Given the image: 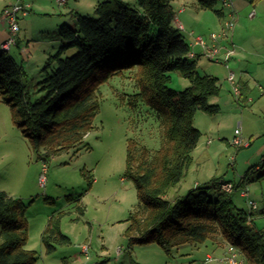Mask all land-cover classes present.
<instances>
[{
    "label": "rangeland",
    "instance_id": "rangeland-1",
    "mask_svg": "<svg viewBox=\"0 0 264 264\" xmlns=\"http://www.w3.org/2000/svg\"><path fill=\"white\" fill-rule=\"evenodd\" d=\"M21 1L0 0V14L5 7ZM105 1L68 0L67 5L61 7L57 0H24L32 5V11L27 17L19 18V45L13 46L10 54L28 73L27 85L33 101L44 94L38 92L39 83L46 77L44 69L65 45L61 37L62 28L78 29L79 16L96 18L97 5ZM126 1L137 5V0ZM196 7L202 9L197 0L171 1L176 16L188 20L191 13L198 11ZM181 8L187 10L184 15L178 12ZM235 10V19L243 16L244 22L235 21L233 41L239 38V34L240 37L259 35L258 27ZM201 11L199 25L193 23L192 28L182 31L190 46L193 43L191 32H194V38L203 36L208 40L213 33L222 32L226 21H233L227 15L231 10L220 0H217L214 9ZM221 12L226 14L222 24ZM231 43V36L220 41V45L226 48H231L228 47ZM193 51L200 53L201 49ZM75 53L76 49H71L63 58ZM196 64L201 75L219 79L220 93L210 100V104L220 102L221 112L211 116L198 111L195 115L194 127L202 136L192 152L193 163L181 182L168 191L166 198L173 201L192 190L200 193L209 187L210 195L215 198L217 192L213 184L230 182L235 187L232 199L236 207L252 214L253 226L262 231L264 97H260L259 92L263 93V90L254 93V103L249 102L254 98L245 99L243 95L238 101L227 80L229 70L238 75L233 59L229 62V70L204 56L196 59ZM57 68L58 63L54 62L48 71ZM225 79L227 83L224 85ZM190 85L191 82L179 72L171 73L169 88L183 92ZM137 92L130 70L100 83V109L93 130L81 144L61 151L47 161L43 158L42 150L34 149L13 123L11 107L0 102V192L21 199L26 205V248L37 253L35 264H208V254L219 258L226 253L227 242L221 244L225 241L221 236L214 238L222 245L216 247V250L219 249L217 253L211 241L198 248L190 244L182 245L171 254L157 244L129 245L126 230L139 200L134 183L125 176L128 141L135 140L139 146H145L152 152L159 150L163 142V128L156 117L147 111L148 108L141 102H137L134 111L130 107L129 101ZM239 127L242 136L250 141L247 148H235L231 144ZM209 141H212L211 145H208ZM44 165L47 168L46 181L42 185L40 178ZM245 190L250 192L249 199L257 204V211H252L248 205L249 199L241 196ZM68 197H72V200H68ZM79 206H82L83 212H80ZM61 213V230L71 243L58 246L55 252L48 253L42 238L50 220L58 218ZM84 245L89 247L88 255L82 252Z\"/></svg>",
    "mask_w": 264,
    "mask_h": 264
},
{
    "label": "trees",
    "instance_id": "trees-1",
    "mask_svg": "<svg viewBox=\"0 0 264 264\" xmlns=\"http://www.w3.org/2000/svg\"><path fill=\"white\" fill-rule=\"evenodd\" d=\"M171 1L137 0L133 6L126 0H107L97 5L96 18L79 16L78 29L63 27L65 45L44 69L39 100L31 98L25 67L0 47V102L11 107L13 123L47 161L81 144L100 109L98 85L130 70L138 92L129 105L133 111L137 102L148 108L163 128V142L152 152L128 141L125 176L139 200L126 230L129 245L157 244L171 254L179 246L200 247L221 236L241 251L246 264H264V230H257L252 214L237 208L232 193L222 190L227 182L213 184L215 198L211 187L173 201L166 198L193 163L192 152L202 136L194 127L195 115L220 112L210 104L220 93L219 81L201 75L189 57L190 45L175 26ZM197 1L209 10L217 2ZM71 49L76 53L63 58ZM54 62L58 68L49 72ZM172 72L188 79L190 87L183 92L169 88ZM79 210L83 212L82 206ZM62 217L52 218L43 235L48 253L71 243L61 230ZM27 231L25 203L0 192V264L36 263L37 253L26 248Z\"/></svg>",
    "mask_w": 264,
    "mask_h": 264
},
{
    "label": "built area",
    "instance_id": "built-area-1",
    "mask_svg": "<svg viewBox=\"0 0 264 264\" xmlns=\"http://www.w3.org/2000/svg\"><path fill=\"white\" fill-rule=\"evenodd\" d=\"M223 5L231 10V14L229 19L233 21H226L224 23V27L222 29V32L219 34L213 33L208 40H206L203 36H197L194 38L195 34L192 32L190 33V36L193 37V43L190 46V53L189 57L191 59H195L198 57L197 53H195L193 50L195 48H200L202 53L201 56H204L208 58L210 61L223 64L227 70H229V62L232 59L233 55L235 54V48H225L222 45H220V41L224 39H229L230 36L233 35L235 30V24H236V13L234 12V2L233 0H220ZM68 0H57V4L59 6H65L67 5ZM32 11V5L29 2H24L22 0L21 2H17L14 5L8 6L3 11V18L7 23L8 27V38L6 41H4L1 44V49L7 52L11 51V48L15 45H17V40L20 33V26H19V18L20 17H27L30 12ZM255 16V12L253 11L250 14V18H253ZM176 27L182 32L184 31V27L182 24L177 22ZM192 48H194L192 50ZM228 82L231 85L232 93L234 97L240 101L242 97V88L238 81L237 75L229 70ZM211 141L208 142L210 144ZM232 146L235 148H247L250 146V141L246 140L242 136L241 128L235 130V136L232 140ZM46 166L44 165L43 168V174L40 178V184L44 185L46 181L45 173H46ZM222 190L227 193H233L235 190V187L231 183H225L222 185ZM241 196L243 198L249 199L250 198V192L248 190H245L241 193ZM248 205L252 211H257L258 206L254 201L248 200ZM82 252L85 255H88L89 253V247L84 245ZM206 263H215V264H246V260L241 253V251L235 247L234 245L227 242L226 245V253L219 258H216L212 255L207 256Z\"/></svg>",
    "mask_w": 264,
    "mask_h": 264
},
{
    "label": "crops",
    "instance_id": "crops-1",
    "mask_svg": "<svg viewBox=\"0 0 264 264\" xmlns=\"http://www.w3.org/2000/svg\"><path fill=\"white\" fill-rule=\"evenodd\" d=\"M191 1L193 2V0ZM233 2H234V11H236L235 9H237V11L239 12V15L244 14V16L246 17V20L249 21L252 25H256L258 27L257 30H259V35L257 36L244 37L241 35L240 37V34H239V38L238 37L235 38L234 41H233V38H234V33H233V35L231 36L232 43L228 46V47L235 48V54L233 55L232 59H233V65L238 71L237 77L242 87V95L245 99H248V98L253 99L254 93L256 91L259 92L260 90H263V93L261 92L259 93L261 94L260 97L261 96L264 97V0H233ZM193 5H196V4L194 3ZM196 9L198 11L195 13H191V17H190L191 19L189 20L186 17L180 18L179 16H176V13H174L175 14V22H174L175 26L177 25V22H178L182 24V26L184 27V31H187L188 29L193 27V23L199 25V22H200L199 16L202 12L201 11L202 9H200L199 7L198 8L196 7ZM186 11L187 10L183 8L178 10L180 15H184ZM253 11L255 12V16L253 18H250V14ZM2 14H3V11L0 14V47H1V44L4 41H6V39L8 38V27H7V23L4 20ZM230 14H231V11L227 14L228 18L230 17ZM225 15L226 14L224 12H221L220 14V17L222 19L221 24L225 18ZM243 19H244L243 16H239L236 19V22L238 23L244 22ZM18 45L19 44L17 43V46ZM195 50H197V48H195ZM197 55L198 57L193 60H196L199 57H201V51L200 53H197ZM226 83L227 82L225 79L224 85ZM249 102L254 103L255 98L253 101L250 100ZM257 103L256 105H258ZM219 104L220 102H218V104H215V105L220 107V112H221V106ZM211 144H212V141L208 145H211ZM227 183H230V182H227ZM220 243L224 244L226 243V241H222ZM220 243L216 242L215 240H212L210 244L213 245V250H216V247L218 248V246L219 247L222 246ZM195 248H198V247H195ZM218 251L219 249L216 250L215 253H217Z\"/></svg>",
    "mask_w": 264,
    "mask_h": 264
}]
</instances>
